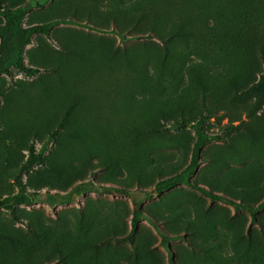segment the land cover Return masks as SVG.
Masks as SVG:
<instances>
[{
  "label": "rangeland",
  "instance_id": "rangeland-1",
  "mask_svg": "<svg viewBox=\"0 0 264 264\" xmlns=\"http://www.w3.org/2000/svg\"><path fill=\"white\" fill-rule=\"evenodd\" d=\"M263 57L264 0H2L0 264H264Z\"/></svg>",
  "mask_w": 264,
  "mask_h": 264
},
{
  "label": "trees",
  "instance_id": "trees-1",
  "mask_svg": "<svg viewBox=\"0 0 264 264\" xmlns=\"http://www.w3.org/2000/svg\"><path fill=\"white\" fill-rule=\"evenodd\" d=\"M2 0H0V3H1ZM63 20L61 19H58V20H53L49 23H47L46 25H40V26H33V27H30L26 30V36L23 38V40L21 41L20 45L18 46V49H17V54L14 56L12 62L14 65H16L18 68L22 69L23 71H25L26 73H28L29 75H33L35 72H36V69L28 66L25 62H24V59H23V50L25 48L26 45L30 44L31 43V36L35 33H39V32H42V31H48L49 28L53 27L54 25H56L58 22H61ZM68 23H70L69 21H67ZM263 60H264V57H263ZM1 65V64H0ZM0 71H3V72H9V69L8 67H3V68H0ZM244 95H249V96H254L255 97V101L253 103V106L252 108L250 109V113H255V112H258L260 111L263 106H264V75L263 77L261 78V80H259L258 82H254L252 83L244 92H243ZM238 126L237 125H231L230 128L228 129V134L232 133ZM198 141L195 143V146H194V151H193V156H192V160H191V164L189 165L190 169L192 168H195L199 161H200V155H201V150L203 148V145H204V141L202 140L203 137H205V135L201 132L198 133ZM213 138H216V136H211ZM47 150V144H43L39 153L38 154H35L33 150H31V157L27 160V162L23 165V168H22V172L25 170V169H28L30 168L37 160H40L42 155L46 152ZM21 172L17 178V182H18V185L21 186L22 189H24V186L21 182ZM189 184L197 189H199L200 191H202L204 194H206L207 196H209L212 200H222V201H226V202H229L230 204L234 205L236 209H240L242 207H247L252 215H253V222L256 221V211L254 210V207L253 206H247L241 202H237V201H234L230 198H228L227 196L225 195H222V194H217L205 187H202V186H198L196 183L194 182H189ZM24 192V191H23ZM138 212V211H137ZM138 224H139V221L137 218H135L132 222V231H136L137 228H138ZM172 261V264H176L175 260L174 259H171Z\"/></svg>",
  "mask_w": 264,
  "mask_h": 264
}]
</instances>
